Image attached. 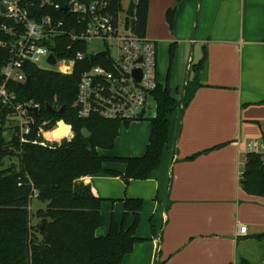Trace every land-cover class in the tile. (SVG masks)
Masks as SVG:
<instances>
[{
  "label": "crops",
  "instance_id": "0c3cea01",
  "mask_svg": "<svg viewBox=\"0 0 264 264\" xmlns=\"http://www.w3.org/2000/svg\"><path fill=\"white\" fill-rule=\"evenodd\" d=\"M174 7L169 32L166 14ZM148 17L149 38L166 65L174 45L171 74L161 82L158 58V78L180 109L171 119L161 166L148 180H82L104 200L105 226L97 235L108 234L112 217L122 221L121 200L142 199L143 229L136 233L141 241L122 264H263L264 197L245 192L241 179L249 142L264 143V0H151ZM205 49L203 73L195 67ZM137 128L133 137L126 132L125 152L113 153L119 135L115 148L101 155L143 157L151 123ZM105 168L126 172L123 163ZM147 222L154 225L152 234L144 230ZM241 226L247 227L244 236Z\"/></svg>",
  "mask_w": 264,
  "mask_h": 264
},
{
  "label": "trees",
  "instance_id": "16d2710c",
  "mask_svg": "<svg viewBox=\"0 0 264 264\" xmlns=\"http://www.w3.org/2000/svg\"><path fill=\"white\" fill-rule=\"evenodd\" d=\"M56 1L66 5L68 0ZM124 1L114 0L113 8L123 10ZM133 1H137L133 22L135 32L145 36L150 0ZM181 1L177 0V4ZM175 13L176 7L166 14L171 30ZM58 15L63 16L60 11ZM0 39H5L2 33ZM64 45L58 50V55L74 58L78 50L68 49L66 42ZM173 56L174 45L171 47ZM9 59L8 49H0V83L2 68ZM99 64L103 63L97 59L78 62L71 75L28 65L26 70L30 81L9 84V90L19 102L34 101L40 106L37 124L46 119L65 120L72 126L73 138L61 144L43 146L40 144L43 139L37 138L35 127L29 137L30 142L22 144L12 126L10 110L0 103V264H122L141 241L136 233L144 201L121 200L124 205L122 221L112 217L108 234L98 236L97 232L105 226L102 215L104 200L82 180L96 175L119 176L126 185L132 180H148L161 166L169 143L171 119L180 109V103L172 96L168 84L159 83L152 94L156 110L155 115L148 118L151 135L146 154L139 158L105 157L101 151H112L120 129L129 123L98 116L81 119L72 109L81 74ZM207 66L208 51L205 49L195 68L205 73ZM48 105L59 109L65 107L63 115H49ZM8 130L12 132L9 140L5 137ZM64 130L62 126L55 137L58 139ZM84 130L91 137H84ZM49 137L53 138V135ZM35 141L38 144L33 143ZM13 159L18 163H13ZM6 160L10 161L7 165ZM111 162L125 164L126 172L121 174L106 169L105 165ZM241 187L249 195L264 197V155L247 153ZM35 194L47 207L37 211L38 222L34 225L30 206ZM131 218L133 221L128 226ZM152 229L154 232V225ZM239 264L250 263L242 260Z\"/></svg>",
  "mask_w": 264,
  "mask_h": 264
},
{
  "label": "built area",
  "instance_id": "2783aa9c",
  "mask_svg": "<svg viewBox=\"0 0 264 264\" xmlns=\"http://www.w3.org/2000/svg\"><path fill=\"white\" fill-rule=\"evenodd\" d=\"M113 2L68 0L63 5L56 0H0V33L5 36L0 39V49H8L10 54L1 71L0 103L10 110L12 126L22 144L30 142L35 127L43 146L73 138L72 126L64 120L69 132L57 139L55 134L61 130V120L46 119L37 124L40 106L34 101L19 102L9 90L10 82L27 81L28 65L71 75L78 62L97 59L103 63L92 66L79 79L72 109L81 119L98 116L131 124L145 119L149 107L156 110L152 94L159 85L157 43L147 35L136 34L133 25L136 8L135 16L130 18L125 2L123 10L114 9ZM65 42L68 49L78 50L72 59L58 55ZM95 42L104 49L93 50ZM51 56L55 64L50 62ZM142 111L145 115L140 119ZM50 134L53 138H48ZM247 149L248 153L264 155L261 141L249 142ZM246 234L247 227L241 226L239 236Z\"/></svg>",
  "mask_w": 264,
  "mask_h": 264
},
{
  "label": "rangeland",
  "instance_id": "374dc122",
  "mask_svg": "<svg viewBox=\"0 0 264 264\" xmlns=\"http://www.w3.org/2000/svg\"><path fill=\"white\" fill-rule=\"evenodd\" d=\"M124 2H125V6L128 7L129 0H125ZM150 2H151V0H150ZM148 19H149V17H148ZM168 31L170 32V27H169V30ZM146 33L148 35L147 37L149 38L150 37V35H149V20L147 21ZM91 48H93V50H95L97 52H99V51H101V50L104 49L103 45L100 44V43H97V42H95L93 44V47H91ZM159 49H161V46H159ZM158 58H159L161 82L162 83H165L167 76L170 75L171 74V71H172L173 58L171 57V54L168 52L167 65H166V61H163V56H161V53H159ZM165 59H166V57H165ZM59 66H61V65L59 64ZM179 92H182V88H180V91ZM144 122H149L150 123V121L148 120V117H146L144 120H139V121L132 122L128 126L123 125L122 128L120 129V137L118 139L119 141H121L120 142L121 144L118 146L117 149L115 148V150H114L113 153H115V152L116 153H123V152H125L126 151L127 144H128V139L125 140L126 139L125 136L127 135L126 132L127 131H132L131 132V137H133L137 133V129H138L137 128V124L138 123H144ZM11 135H12V132L10 130H8L7 132H5V137L8 140L12 138ZM60 138H62V137H60ZM60 138H58V139H60ZM9 162H10L9 160H6V165ZM12 162L17 164L18 163V160L17 159H13ZM46 207H47V204L46 203H42L36 197L33 198L32 203H31V206H30V210H31V214L33 216V223H34V225L38 222L37 217H36L37 211L40 210V209L45 210ZM141 222H140V225H139V231L140 232H141V229H143V224ZM145 229H146V232L149 231L152 234V228H151L149 222H147L146 227L144 228V230ZM144 230H143V232H144Z\"/></svg>",
  "mask_w": 264,
  "mask_h": 264
},
{
  "label": "water",
  "instance_id": "95a60500",
  "mask_svg": "<svg viewBox=\"0 0 264 264\" xmlns=\"http://www.w3.org/2000/svg\"><path fill=\"white\" fill-rule=\"evenodd\" d=\"M135 8H136L135 1L131 0V1L129 2L128 9H127V16H128V17L133 18V17L135 16ZM65 10H67V9H65ZM49 60H50V62H52L53 64H55V62H56V60H55V58H54L53 56H51ZM27 81H30V78H29V77H28ZM64 110H65V107H62L60 110L57 111V110H55V109L53 108V106H51V105H48V106H47V112H48L49 115H51V116H62L63 113H64ZM35 113L37 114V110L35 111ZM144 115H145V111H142V113L140 114V119H143ZM154 115H155V111L152 110V107H149V111L147 112V117L151 118V117H153ZM59 124H60V125L63 124V125H65L66 127L69 128V126L65 123L64 120H61V121L59 122ZM0 132H1V128H0ZM57 133H58V132H56V134H57ZM83 135H84V137H86V138L91 137V134H90L87 130H84V131H83Z\"/></svg>",
  "mask_w": 264,
  "mask_h": 264
},
{
  "label": "bare ground",
  "instance_id": "6f19581e",
  "mask_svg": "<svg viewBox=\"0 0 264 264\" xmlns=\"http://www.w3.org/2000/svg\"><path fill=\"white\" fill-rule=\"evenodd\" d=\"M62 126L63 127H65V130H64V133L60 136V137H64V136H66L67 135V133L69 132V128L68 127H66L65 125H63V124H61V130H62ZM59 137V138H60ZM61 139V138H60Z\"/></svg>",
  "mask_w": 264,
  "mask_h": 264
}]
</instances>
